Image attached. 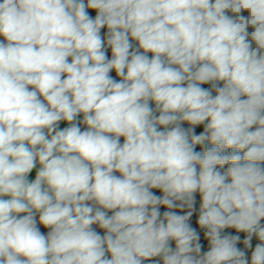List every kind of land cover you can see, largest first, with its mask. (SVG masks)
<instances>
[{"label": "clouds", "instance_id": "1", "mask_svg": "<svg viewBox=\"0 0 264 264\" xmlns=\"http://www.w3.org/2000/svg\"><path fill=\"white\" fill-rule=\"evenodd\" d=\"M0 37V264H264V0H0Z\"/></svg>", "mask_w": 264, "mask_h": 264}, {"label": "crops", "instance_id": "2", "mask_svg": "<svg viewBox=\"0 0 264 264\" xmlns=\"http://www.w3.org/2000/svg\"><path fill=\"white\" fill-rule=\"evenodd\" d=\"M85 2H87V0H85ZM87 11L89 12V15L94 19V18H95V15L97 14V13H96V10L88 9ZM229 15H231V13H229ZM130 42H131L132 45H133V49L138 48V42H137V41H135V40H131ZM105 43H106V41H105ZM140 51L143 52L142 49H140ZM106 55H107V58H108V59H111V57H112L111 48H108L107 46H106ZM147 55L151 58V56H152L153 54H152V53H147ZM110 75H111L114 79H116L117 81H119V80L121 79L120 77H118V76L116 75V72H115L114 69L111 70ZM185 86H186V85H185ZM218 86L222 87V86H223V82H222V81H221V82H218ZM201 87L206 88V89H211V83L203 84V85H201ZM212 94H213V96L216 95V93H215L214 90H213ZM242 99H246V97H242ZM149 103H150V106H151L153 109H155V103L152 102V101H150ZM155 114H156L157 116L159 115L158 112H156ZM207 122H208V121H205L204 124H201V125H197V126H195V133H196V134H200L201 132H203L204 127H205V125L207 124ZM68 126H69V125H68V123H67L66 121H61V122H59V126H58V127H59V129H63L64 127H68ZM80 127H81V130H82V131L86 129V125H84L83 123L80 124ZM182 127H184V128H189V127H192V126L189 125L187 122H183V123H182ZM255 127H256V126H253V128H252L251 130H255ZM161 130H162V129H161ZM123 142H124V140H123ZM123 142H122V143H123ZM122 143H121V144H122ZM204 145L209 146V147H213V145H212L211 143H209L208 141H205V144H204ZM202 146H203V145H196V146H195V150L201 152V151H202ZM231 151H232V149H225V150H223L222 154H224V153H230ZM241 154H243V151H241ZM262 167H264V162H262ZM39 168H40V164H39V162L37 161V163H36V167L32 170L31 173L28 174V180H29V182L34 181V179H35V177H36V173H37V171L39 170ZM3 198L8 199V198H10V197H7V196H6V197H3ZM89 203H91V202H89ZM196 207H198V209H199V206L196 205ZM179 210H180V209H179ZM196 211H198V210H196ZM198 212H199V211H198ZM111 214H112V213L109 212V215H111ZM19 215H20V216H23V215H25V213H21V214H19ZM35 218H36V221H37V227L40 229V231H41L43 234L47 235V233L50 231V229L45 228L43 225H41V224L39 223V213L36 214V217H35ZM261 223L264 224V220H262ZM93 228H94L97 232H99L101 235H104V234H105L104 230H103V229H100V228L98 227V225H93ZM193 228H195V229L197 230V232L200 234V241H199V242H200L201 245H202L201 253L203 254L204 252H206V251L209 250L208 241H207V240L205 239V237H204V230L199 228L198 223H196L195 226H194ZM224 234L239 235V236H240V241L238 242L237 247H238V248H241L242 250L244 249L243 239L245 238L246 233H243V232L238 233V232H236L235 229H225V230H224ZM259 242H260V241H259L255 236H253V239H252V242H251V243H252V248L246 250V255H247L249 261H250V257H251V252L254 250L256 244H258ZM171 247H172L173 249H175V241H172V245H171ZM109 258H110V256H109ZM159 259H160L159 257L151 258V259H149V260L144 261L143 264H154V262H155L156 260H159ZM161 264H162V261H161Z\"/></svg>", "mask_w": 264, "mask_h": 264}, {"label": "trees", "instance_id": "3", "mask_svg": "<svg viewBox=\"0 0 264 264\" xmlns=\"http://www.w3.org/2000/svg\"><path fill=\"white\" fill-rule=\"evenodd\" d=\"M105 34H107V27L105 26L104 28H102L101 29V36H102V38L106 41V38H107V36L105 37ZM71 61V58H69V62ZM82 119H83V114L81 113V114H79L78 115V117H77V121H82ZM81 124V123H80ZM205 146L206 145H203L202 146V151H201V153L204 151V148H205ZM207 147H209V146H207ZM210 148V147H209ZM198 168H199V166H197ZM228 167H230V165H228V164H226V165H224L223 167H221V166H217V169L219 170V171H221V173L223 174V172H225L226 170H227V168ZM114 174H118V175H120L118 172H116V173H114ZM230 182V181H229ZM156 195H161L162 194V192L160 191V190H158V189H153L152 190ZM168 209L167 208H165L164 210H163V212L164 211H167ZM173 211H175V212H177V214H185V212L186 211H182V210H177V209H173ZM162 212V213H163ZM198 211H196V212H194V214H193V216L190 218V221H189V223H190V225L192 226V227H194L195 226V224L197 223V221H198ZM172 245V241L170 242V246Z\"/></svg>", "mask_w": 264, "mask_h": 264}, {"label": "rangeland", "instance_id": "4", "mask_svg": "<svg viewBox=\"0 0 264 264\" xmlns=\"http://www.w3.org/2000/svg\"><path fill=\"white\" fill-rule=\"evenodd\" d=\"M241 15L247 16L248 13L245 11V12H242ZM253 30H254V29L249 28V29H248L249 34H250ZM0 40H3V37H0ZM252 47H253V48L255 47V44H254V43H253ZM123 140H124V137H121V138H120V143H122ZM161 195H162V194H161ZM195 200H196V205L199 206L200 203H201V196H200V193H199V192L195 193ZM196 205H195V207H196ZM165 208H166V207L161 206V208H160L161 213L163 212V210H164ZM177 210H179V209H177ZM196 210L199 211L198 207H196ZM182 211H187V209L182 210Z\"/></svg>", "mask_w": 264, "mask_h": 264}, {"label": "water", "instance_id": "5", "mask_svg": "<svg viewBox=\"0 0 264 264\" xmlns=\"http://www.w3.org/2000/svg\"><path fill=\"white\" fill-rule=\"evenodd\" d=\"M107 36V34H105V37ZM115 175H118V174H115Z\"/></svg>", "mask_w": 264, "mask_h": 264}]
</instances>
